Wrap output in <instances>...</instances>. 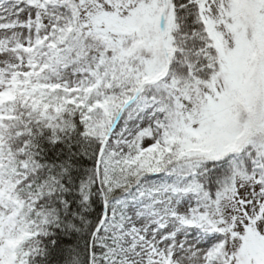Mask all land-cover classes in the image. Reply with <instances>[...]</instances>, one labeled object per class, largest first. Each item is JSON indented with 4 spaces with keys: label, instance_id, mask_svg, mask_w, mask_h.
Instances as JSON below:
<instances>
[{
    "label": "snow or ice",
    "instance_id": "1",
    "mask_svg": "<svg viewBox=\"0 0 264 264\" xmlns=\"http://www.w3.org/2000/svg\"><path fill=\"white\" fill-rule=\"evenodd\" d=\"M0 264H264V0H0Z\"/></svg>",
    "mask_w": 264,
    "mask_h": 264
}]
</instances>
